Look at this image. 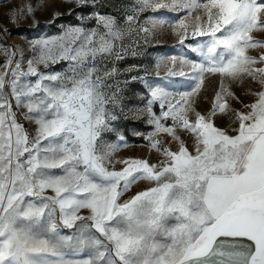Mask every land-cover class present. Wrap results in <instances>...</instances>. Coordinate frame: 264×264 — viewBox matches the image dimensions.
<instances>
[{
	"label": "snow or ice",
	"instance_id": "1",
	"mask_svg": "<svg viewBox=\"0 0 264 264\" xmlns=\"http://www.w3.org/2000/svg\"><path fill=\"white\" fill-rule=\"evenodd\" d=\"M37 7L11 10L10 21L34 16ZM161 9H201L174 34L181 45L189 27L193 36H208L207 54L203 62L170 58L164 79L185 77L190 66V90L147 82L149 98L129 106L127 86L143 78L119 79L115 62L149 43L145 24L160 22L142 23L140 14ZM79 19L27 48L0 45V264H264V51L247 54L264 50V40L251 35L264 31V0H135L122 17ZM205 73L219 74L221 83L202 114L194 98ZM245 79L260 85L245 93L252 103L224 82ZM157 102L160 115L152 109ZM218 116L238 125L234 135L216 126ZM142 117L153 126L145 139L163 159L113 161L126 146L113 122ZM178 131L191 136L192 151ZM111 132L119 143L105 141ZM162 133L176 150L156 139ZM141 181L151 186L123 199Z\"/></svg>",
	"mask_w": 264,
	"mask_h": 264
},
{
	"label": "rangeland",
	"instance_id": "2",
	"mask_svg": "<svg viewBox=\"0 0 264 264\" xmlns=\"http://www.w3.org/2000/svg\"><path fill=\"white\" fill-rule=\"evenodd\" d=\"M260 2V0H258ZM31 3L37 7V11L33 15H26L18 22L13 23L10 21V11L17 9L23 5ZM135 4V0H88L86 6H79L73 0H0V45H18L27 48V41L38 39L42 36H54L61 32L62 26L77 25L80 23V17L92 16L99 12L101 14H111L113 16L122 17L126 8ZM201 9H197L188 14L185 9L177 11H169L161 9L158 12L148 11L141 13V22L149 17L155 18L160 23L152 29L150 23L145 24L150 28L153 35L149 37V43L137 55L131 52L125 54V58L115 62V66L121 71L122 75L118 78L121 80L129 79L131 76L138 75L142 80L132 81L128 84L126 89L125 104L140 105L146 102L149 98V91L147 82H156L159 86L163 87L165 84H171L172 87L168 91L183 92L191 89L195 84L192 78L195 73L192 72L190 66H185L183 71L188 73L185 77H169L164 79L169 68H171L172 56H184L187 59L195 62H203L207 54V47L210 38L208 36H193L192 29L189 27L188 34L185 38L184 44L179 43V37L174 34L175 31H183L176 28L179 21L183 19L186 24L191 25L197 15H200ZM59 13L58 17L54 14ZM89 27L95 26L94 20L86 21ZM251 35L258 40H264V31H253ZM259 48L248 49L247 54L251 56H259L261 54ZM27 54V53H26ZM4 60L0 56V62ZM160 62L161 66L156 67ZM56 70H60L61 66L56 65ZM179 67V61H177ZM132 69L131 71H128ZM226 85H231L232 90L236 96L240 98L243 103H252L255 100L254 96L246 95L248 89L251 91H259L260 85L249 79H245L243 84H233L228 80L224 81ZM221 78L219 74L205 73L204 84L198 97H195V107L197 111L202 114L206 113L212 104V100L216 91L219 90ZM229 103L235 109L246 111L243 104L231 100ZM153 112L160 115L161 108L159 102L154 103L152 106ZM190 119H194L190 114ZM166 125H171V120L162 121ZM216 126L225 128L230 135L235 133L232 131L233 127L238 125L232 124L228 116L214 118ZM117 128V132L125 137L126 146L121 145L119 150L113 155L112 160L134 157L139 159H146L149 163H157L163 157L160 153L149 147V141L145 139L150 133L153 132V126L146 122V118L139 120L123 119L120 118L113 122ZM27 126V125H26ZM117 132L105 134V141L107 143H119L116 139ZM139 133V134H137ZM178 134L185 141V144L192 151V138L188 133L178 131ZM163 142V145L172 150L177 149L175 142L171 140L167 134H160L156 137ZM121 165H116L119 169ZM147 182L141 181L133 186L130 192L125 194L123 199H128L138 191H143L150 187ZM82 214H87L86 210ZM65 234H71V230H64Z\"/></svg>",
	"mask_w": 264,
	"mask_h": 264
}]
</instances>
